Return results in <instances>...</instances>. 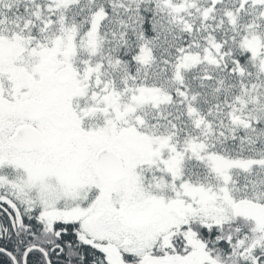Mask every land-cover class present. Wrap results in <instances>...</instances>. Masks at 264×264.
Here are the masks:
<instances>
[{"label": "snow or ice", "instance_id": "1", "mask_svg": "<svg viewBox=\"0 0 264 264\" xmlns=\"http://www.w3.org/2000/svg\"><path fill=\"white\" fill-rule=\"evenodd\" d=\"M0 264H264V0H0Z\"/></svg>", "mask_w": 264, "mask_h": 264}]
</instances>
